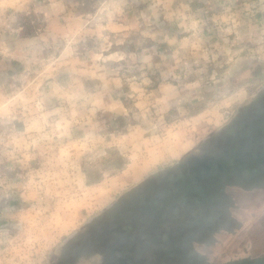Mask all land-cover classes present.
<instances>
[{
  "label": "rangeland",
  "instance_id": "rangeland-1",
  "mask_svg": "<svg viewBox=\"0 0 264 264\" xmlns=\"http://www.w3.org/2000/svg\"><path fill=\"white\" fill-rule=\"evenodd\" d=\"M0 264H264V0H0Z\"/></svg>",
  "mask_w": 264,
  "mask_h": 264
},
{
  "label": "trees",
  "instance_id": "trees-1",
  "mask_svg": "<svg viewBox=\"0 0 264 264\" xmlns=\"http://www.w3.org/2000/svg\"><path fill=\"white\" fill-rule=\"evenodd\" d=\"M254 156H256V154H254ZM256 157H257V156H256ZM194 191H195L196 193H199V195L201 196V199H202L201 192H202L203 190H202V189H199V190L195 189ZM205 196H206V195H205ZM184 197H185V198H183V201L186 202L185 200H186L187 197H186V196H184ZM203 197H204V195H203Z\"/></svg>",
  "mask_w": 264,
  "mask_h": 264
}]
</instances>
